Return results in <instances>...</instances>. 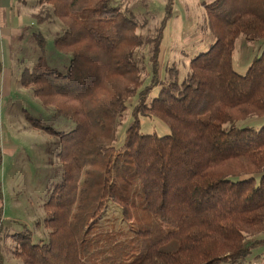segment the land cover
<instances>
[{
	"label": "trees",
	"instance_id": "16d2710c",
	"mask_svg": "<svg viewBox=\"0 0 264 264\" xmlns=\"http://www.w3.org/2000/svg\"><path fill=\"white\" fill-rule=\"evenodd\" d=\"M127 2L38 1L34 16L59 23L54 45L71 60L62 72L41 56L20 82L75 127L27 115L57 136L48 150L55 145L62 177L44 205L48 240L33 243L26 228L14 234V255L26 264H256L264 253H255L264 247V0L203 2L215 41L182 80L176 63L161 73L171 2L146 36ZM240 35L261 45L244 73L233 64ZM152 117L170 132H146L143 119Z\"/></svg>",
	"mask_w": 264,
	"mask_h": 264
},
{
	"label": "rangeland",
	"instance_id": "374dc122",
	"mask_svg": "<svg viewBox=\"0 0 264 264\" xmlns=\"http://www.w3.org/2000/svg\"><path fill=\"white\" fill-rule=\"evenodd\" d=\"M39 0H0V264H26L14 255L20 241L14 236L27 228L32 242L48 240L51 228L45 223V203L49 189L62 177V162L49 143L57 136L42 129L33 128L27 115L38 118L45 125L60 131H70L75 123L64 116H56L53 108L43 104L30 88L21 85V73L43 56L48 64L66 72L71 55L54 45L59 23H38L34 15L40 13ZM212 0H128L125 7L137 15L138 32L153 35L165 15L166 5L171 2L173 13L165 31L160 62L161 73L176 63L180 79L190 70V60L206 51L214 43L209 15L203 2ZM166 6V7H165ZM13 29H15L14 32ZM46 39L44 44L38 38ZM261 45L247 40L244 35L237 39L233 64L244 73ZM149 47H143L139 55H147ZM132 121V110H127L119 127L118 137L123 139L125 129ZM144 130L166 134L167 124L157 118H144ZM109 208L113 205L110 202ZM110 222L115 213L105 217ZM264 252V247L255 253ZM254 264V263H253ZM256 264H264V253Z\"/></svg>",
	"mask_w": 264,
	"mask_h": 264
},
{
	"label": "crops",
	"instance_id": "0c3cea01",
	"mask_svg": "<svg viewBox=\"0 0 264 264\" xmlns=\"http://www.w3.org/2000/svg\"><path fill=\"white\" fill-rule=\"evenodd\" d=\"M15 31V29H13V31L12 32H14Z\"/></svg>",
	"mask_w": 264,
	"mask_h": 264
}]
</instances>
